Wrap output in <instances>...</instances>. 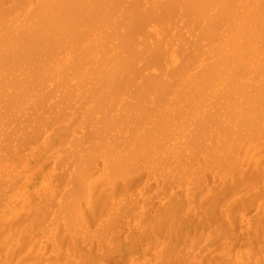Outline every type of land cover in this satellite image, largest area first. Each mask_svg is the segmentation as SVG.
Returning <instances> with one entry per match:
<instances>
[{"label": "bare ground", "instance_id": "6f19581e", "mask_svg": "<svg viewBox=\"0 0 264 264\" xmlns=\"http://www.w3.org/2000/svg\"><path fill=\"white\" fill-rule=\"evenodd\" d=\"M0 264H264V0H0Z\"/></svg>", "mask_w": 264, "mask_h": 264}]
</instances>
